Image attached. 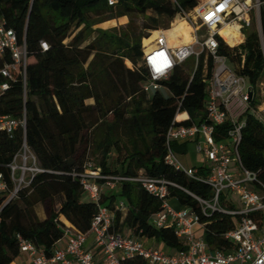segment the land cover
Segmentation results:
<instances>
[{
    "label": "trees",
    "instance_id": "16d2710c",
    "mask_svg": "<svg viewBox=\"0 0 264 264\" xmlns=\"http://www.w3.org/2000/svg\"><path fill=\"white\" fill-rule=\"evenodd\" d=\"M204 0H118L110 6L105 0H0V14L7 27L13 29L27 49V92L23 97L22 80L18 78L0 95V113L21 118L25 111L26 142L35 154L40 168L31 185L20 192L17 200L0 201V264H18L22 253L17 234L31 240L49 256L63 228L73 225L87 231L96 214V205L86 198L80 177L85 163L92 161L90 152L98 156L104 174L135 176L143 174L166 178L201 196L210 187L195 181L165 162L166 132L177 111L187 112L189 124L205 114L208 100L207 79L213 60L201 53L196 69L191 72L183 64L175 66L160 88L153 93L143 91L149 81L143 60L141 39L144 29H157L159 18L172 20L181 9L192 10ZM264 1V0H262ZM153 11V24L101 31L97 40L83 45L84 30L94 20L90 11L104 14L107 19L133 16ZM261 40L257 30L249 28L239 48L229 47L218 36L219 52L231 61H240L237 53H245L244 65L237 72L252 84L264 74V4L259 10ZM105 18V19H106ZM83 24L79 33L66 41L73 30ZM220 31L224 40L234 45L241 36L237 23ZM167 28V26L165 27ZM237 31V32H236ZM48 49L42 51L40 42ZM125 60L134 67L129 68ZM140 61L139 65H136ZM165 88L168 95L160 89ZM148 96V97H147ZM145 103V104H144ZM186 117L180 113L177 119ZM227 125L217 126L216 140L226 134ZM121 129L128 136L127 146ZM22 141V130L15 139L0 137V161L7 162ZM180 153L186 144L173 142ZM117 152L120 168L111 167L112 152ZM239 153L244 166L259 171L264 179V126L251 116L242 129ZM94 163V162H93ZM174 197L182 206H189L205 224L203 238L213 249L232 247L223 233L237 226L238 217L223 213L201 214L199 203L179 188L170 187L168 198ZM116 199L127 207L124 214L115 213V228L128 227L136 236L155 239L166 246L184 249L171 227L155 228L152 217L161 209V200L137 183L125 181L118 190L103 195L102 203L113 207ZM50 205L48 215L38 218L35 207ZM57 205V207H56ZM123 264H147L139 256L123 260Z\"/></svg>",
    "mask_w": 264,
    "mask_h": 264
},
{
    "label": "built area",
    "instance_id": "2783aa9c",
    "mask_svg": "<svg viewBox=\"0 0 264 264\" xmlns=\"http://www.w3.org/2000/svg\"><path fill=\"white\" fill-rule=\"evenodd\" d=\"M108 5L118 0H105ZM262 0H204L192 10L180 8L179 15L191 26L193 40L190 43L171 46L165 30H158L156 43L144 52L143 64L149 81L142 85L143 91L153 93L160 88L159 81L166 80L171 70L195 58L197 67L201 53L209 54L213 68L207 79L208 100L205 114L191 123L177 124L188 120L187 112L177 111L166 132L165 162L187 177L210 187L207 196H201L181 187L166 178L150 177L142 172L135 176L104 174L92 161L85 163L80 173V182L86 198L96 205V214L87 231L73 225L63 228L53 253L47 255L31 240L17 234V242L27 258L21 264H123V260L141 257L147 264H264V179L259 171L247 169L241 159L239 146L246 117L251 116L264 126V92L260 77L255 84L237 72L244 65L245 53L240 49V61H231L219 52L218 36L226 24L237 23L240 40L231 48H239L246 40L245 25L252 15L258 24L261 40L259 10ZM42 51L48 49L40 42ZM144 51V50H143ZM27 49L18 41L15 31L6 26L0 14V95L20 78L23 97L27 92ZM256 95L258 98L256 99ZM186 117L179 120L178 114ZM227 125L226 134L216 140L217 126ZM22 130V141L9 161H0V201L2 204L15 201L20 192L31 185L34 176L43 171L35 154L26 142L25 111L21 118L0 113V137L13 140ZM193 141L195 151L205 160L201 166H184L171 144ZM137 183L161 200V209L152 217L155 228L171 227L183 240L184 249L166 253L157 247L145 244L130 229L120 232L115 228V213L125 208L118 202L113 207L102 203L105 189L114 191L122 182ZM179 188L188 193L199 205L201 214L211 216L223 213L238 217L237 226L223 233L232 247L213 249L203 238L205 224L200 215L189 206L175 209L168 202L169 188ZM238 194L237 207L231 195ZM201 228V236L195 233ZM90 244V245H89Z\"/></svg>",
    "mask_w": 264,
    "mask_h": 264
},
{
    "label": "rangeland",
    "instance_id": "374dc122",
    "mask_svg": "<svg viewBox=\"0 0 264 264\" xmlns=\"http://www.w3.org/2000/svg\"><path fill=\"white\" fill-rule=\"evenodd\" d=\"M155 15L156 14L153 11L149 10L144 15L143 14H138V15H133V16L124 15V16H120V17H116V18L107 19L104 14L97 13L96 11H90L88 13V18L91 20H94V22L85 30L83 29V24L80 25L78 28H75L66 41H69L71 37L77 35L80 30H84V35H85V40L83 42V45H84V44H87L89 42H93V41L97 40L100 36L101 31H109L113 28H123V30L126 29L129 22L132 23V25L137 26V28L142 26L143 24H153V22L149 20V17L155 16ZM180 18H181V16L179 14H177L171 21L168 20L166 17H161V18H159L157 29H144V32L147 36H144L141 39V45H142L143 50L150 49L152 47V45L156 43L157 38L153 41L149 40V36L151 35V33L153 31L165 30L171 26L173 21H176ZM166 26H167V28H165ZM257 27H258V24L255 21L254 17L251 15L249 18V23H247L245 25V30H246V32L249 28H254L256 30ZM223 40H224V38H223ZM139 63H140V61H138V63L136 65H139ZM125 64L129 68L134 67V65L128 60H125ZM185 66L188 67L187 69L191 72V70H193V68L195 66V58L194 57L189 58L185 62ZM260 80H262V83H264V74H262L260 76ZM261 90H262V92H264V84H262ZM160 91L164 95H168V92L165 88H161ZM257 98H258V96L256 95V99ZM119 133L121 135L123 142L125 144H127V146H128L130 144V142L128 141L127 134L124 133V131L122 129ZM175 153H176L178 159L180 160V162L186 167L187 166H199L205 162L204 158L199 153L195 152L193 144H189V147H188L186 153H180L177 151H175ZM89 156L92 157L94 164H98V156L93 155L92 152H90ZM116 158H117V152L113 151L112 156H111V160H110L111 161V167L119 169L120 168V162H116ZM231 197H232L234 204L238 207L241 203L240 199H239V195L233 193L231 195ZM49 207H50V205H48V204L45 206L43 204L36 205L35 211H36L38 218H40V219L45 218L48 215ZM56 207H57V205H56Z\"/></svg>",
    "mask_w": 264,
    "mask_h": 264
},
{
    "label": "crops",
    "instance_id": "0c3cea01",
    "mask_svg": "<svg viewBox=\"0 0 264 264\" xmlns=\"http://www.w3.org/2000/svg\"><path fill=\"white\" fill-rule=\"evenodd\" d=\"M260 27H261V26H260ZM244 33H245V35H246V30H245V29H244ZM190 34H191V32H190ZM191 36H192V34H191ZM192 40H193V36H192ZM192 40H191L190 42H192ZM190 42H189V43H190ZM170 44H171V46L181 45V43H180V44H176L175 42H172V43H170ZM182 44H186V43H182ZM145 51H147V50L145 49L143 52H145ZM177 144H178V143H177ZM182 144H186V150H185L184 153H186V151H187V149H188V147H189V144H193V146H194V142H193L192 140H191V141L184 142V143H182ZM194 149H195V147H194ZM195 152H196V151H195ZM196 153H197V152H196ZM204 161H205V160H204ZM204 163H205V162H204ZM202 164H203V163H202ZM202 164H201V165H202ZM201 165H199V166H201ZM118 187H119V186H118ZM118 187H117L114 191H111V190H109L108 188H106L104 194H106V195H110L111 193L116 192V191L118 190ZM121 201L124 203V201H123L122 199H121V200L116 199L115 202H114V204H115V203H118V202H121ZM168 202H169V204H170L172 207H174L175 209H179L180 207H182V205H181V204L177 201V199L174 198V197L169 198V199H168ZM124 205H125V204H124ZM121 212H123L124 214H126V212H127V207H126V205H125L124 210H122ZM125 229H126V230H125ZM127 229H128V227L124 226L123 229H122V232H126ZM194 230H195V233H196L197 236H201V234H202L201 228H199L198 226H195ZM140 238H141V240H142L145 244L155 246V247H157L159 250H161V251H163V252H166V253H174V252L177 251L176 249L170 248V247L166 246L164 243H162V242H158V241H156L155 239H147V238H145V237H143V236H141ZM89 245H90V244H89ZM26 258H27L26 254H21L20 257H18V259H17L18 264H21L22 261H23L24 259H26Z\"/></svg>",
    "mask_w": 264,
    "mask_h": 264
},
{
    "label": "bare ground",
    "instance_id": "6f19581e",
    "mask_svg": "<svg viewBox=\"0 0 264 264\" xmlns=\"http://www.w3.org/2000/svg\"><path fill=\"white\" fill-rule=\"evenodd\" d=\"M228 25H231L234 28L233 22L230 24H226L223 28L227 27ZM223 28H221L220 31ZM191 30L192 28L188 24V22L183 18H180L176 21H173L171 26L165 29V34L167 36L169 44L172 42H175L176 44L189 43L192 40V36L190 34ZM157 36H158V31L155 30L149 36V40L153 41L157 38Z\"/></svg>",
    "mask_w": 264,
    "mask_h": 264
}]
</instances>
